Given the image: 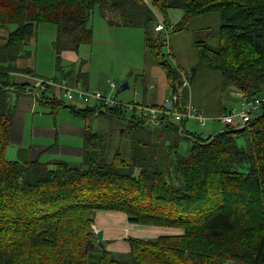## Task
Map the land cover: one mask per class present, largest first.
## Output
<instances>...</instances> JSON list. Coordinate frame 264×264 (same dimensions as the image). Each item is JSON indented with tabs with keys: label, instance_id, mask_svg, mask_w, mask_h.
<instances>
[{
	"label": "trees",
	"instance_id": "trees-1",
	"mask_svg": "<svg viewBox=\"0 0 264 264\" xmlns=\"http://www.w3.org/2000/svg\"><path fill=\"white\" fill-rule=\"evenodd\" d=\"M96 8L109 26L144 30V49L165 71L171 92L184 87L182 74L161 53L154 10L182 9L181 21L170 26L176 32L192 18L217 13V44L196 42L198 63L189 79L210 69L221 75L224 89L244 98L264 95V0H0V264H264L263 109L242 128L194 140L183 136L182 124H145L118 107L99 114L125 122L120 135H130L128 160L116 148L109 157L107 141L101 143L106 136L88 124L79 163L6 158L15 111L10 96H27L13 74L32 72L16 61L36 25L56 26L52 46L59 62L63 51L91 41L88 21ZM181 91L180 104L188 99L185 87ZM37 97L46 99L42 92ZM67 107L85 120L95 111ZM183 139L190 142L186 156L176 150ZM99 211L181 232L127 237L129 250L116 257L91 231Z\"/></svg>",
	"mask_w": 264,
	"mask_h": 264
},
{
	"label": "rangeland",
	"instance_id": "rangeland-1",
	"mask_svg": "<svg viewBox=\"0 0 264 264\" xmlns=\"http://www.w3.org/2000/svg\"><path fill=\"white\" fill-rule=\"evenodd\" d=\"M154 14L157 22L160 24L167 23V26L159 34L163 44L160 49L161 53L173 67L180 70L181 80L183 78L188 80V85L183 83L189 99L187 101L206 117V123L203 127L195 119L177 122L184 127L186 133L183 136L190 135L194 140L206 139L225 130V125L213 117L218 118L222 108H226V110L228 108H239L238 98L233 97V94L237 91L231 88L224 89L221 75L210 69H200L192 79H189L191 69L195 68L198 63L196 42L203 41L212 48L217 44L218 14L207 13L192 18L188 21L186 28L179 32L172 31L170 26L173 27L181 21L182 9L169 8L165 12L157 9L154 10ZM111 17L116 19L115 14H111ZM88 26L92 29L91 41L82 43L77 52H74V56L78 60L75 65L70 67L62 58L57 62L52 46V42L56 37V26L47 22L36 25L33 37L24 46L25 56L20 59L18 65L31 68L34 78L39 82L59 81L64 75L67 74L68 76L70 72L71 76L68 81L71 82L72 80L74 82V76L80 74L79 72H84L87 75V87L90 92L109 93L108 81H111L116 85L113 93L120 103L143 102V104H149L148 106L151 107H161V105H153L157 96V93H155L156 82L161 79L152 76L151 71H153V67H159L161 71L162 69L153 62L151 55L144 49V30L142 28L109 26L97 8L91 14ZM14 28L15 26H10L9 30ZM29 52H32L30 56ZM260 67L262 65L258 68ZM124 83L128 84V88L121 87ZM80 84L83 88L82 83ZM184 87L172 92L180 99V103L183 99L181 89ZM33 97L35 96L33 95ZM170 97L166 99V106ZM61 101L64 104L71 105L64 96L61 97ZM10 103L13 104L12 96H10ZM106 115L107 113L100 115L93 111L92 115L87 118V123L92 131L106 136L101 143L107 141L110 148L109 157L116 148L121 156L128 160L131 149L130 135L128 133L120 135V130L125 127V122L104 117ZM156 132L157 128L151 130L152 135H155ZM237 142L243 146L245 145L243 137H240ZM189 144V140H181L176 149L177 153L186 156ZM97 213L94 215V223L90 226L91 231L98 241L104 244V248L116 257L120 253L129 250L128 242L124 241L127 237L148 239L161 235H173L175 234L173 232H178V229L171 227L128 222L127 216L123 213L108 216L107 219L110 220L108 224L110 225H107V228H101L97 220Z\"/></svg>",
	"mask_w": 264,
	"mask_h": 264
},
{
	"label": "crops",
	"instance_id": "crops-1",
	"mask_svg": "<svg viewBox=\"0 0 264 264\" xmlns=\"http://www.w3.org/2000/svg\"><path fill=\"white\" fill-rule=\"evenodd\" d=\"M31 53L32 52H29V56ZM61 58L67 62L70 67L78 63L77 58L74 56V51H63L61 53ZM20 59L21 58L16 61L18 67H22L20 64L18 65ZM79 73L80 74L74 76V82L71 80L72 83L68 81L71 76L70 72L68 76L67 74L64 75L61 80L49 81L48 84L44 86L41 85L42 82L34 78L32 72L30 74H13L16 84L26 85L24 93H26L27 96L22 95L20 97H15L14 93L11 94L15 111L10 131V142L6 148L5 154L8 160L12 161L18 158H27L29 160H40L41 162L48 163L60 160L69 163H79L81 161L83 156L84 131L88 123L87 120L72 115L67 106H72L76 110H84L89 107L76 96H74L71 101L68 100L71 105L64 104L61 101V97L64 96V93L59 86V84L64 81L73 89L89 90L87 87L88 80L86 73ZM151 75L161 79L156 82L157 86L155 88V93H157V96L156 102L153 104L158 106L166 102V99L171 95V91L167 85L166 74L163 69L161 71L159 67H153ZM80 83H82L83 88H81ZM109 91L113 93L114 89H109ZM40 92H42V96H45L44 98L46 99L40 100L37 97L40 95ZM33 95L36 98L33 97ZM52 96L59 99L61 103L57 101L58 103L51 105L46 102L48 101L47 98ZM183 96L185 97L184 92ZM233 97H237L239 103L243 98L238 92L234 93ZM136 104L149 105L143 104V102H137ZM213 118L216 119L217 117ZM118 213L121 212L99 211L96 215L101 228H107V225H110L108 224V221H110L107 219L108 216L117 215ZM96 229L98 230L97 227ZM180 232L181 231L178 230V232L175 231L173 233L178 234ZM125 239L124 241H126Z\"/></svg>",
	"mask_w": 264,
	"mask_h": 264
},
{
	"label": "built area",
	"instance_id": "built-area-1",
	"mask_svg": "<svg viewBox=\"0 0 264 264\" xmlns=\"http://www.w3.org/2000/svg\"><path fill=\"white\" fill-rule=\"evenodd\" d=\"M154 30L162 31L164 28L159 24L155 26ZM182 82L188 85V80H185V78H183ZM108 85L111 90L116 87L111 81H108ZM59 86L67 100L71 101L72 98L76 96L78 99L84 101L87 106L94 107L97 113L110 109L118 110L117 108L119 107L124 110V112L132 114L133 117L140 118L145 124L158 125L161 121L170 120L177 123L188 119H196L201 127L206 123V117L191 106L189 101L180 104L179 98L173 95L172 92L170 95L169 107H167L165 103L161 104V107H151L139 105L134 102L122 104L117 101V98L111 92H89L85 89H73L64 81L61 82ZM262 109H264V95L243 98L238 109L230 108L225 114L220 115L216 119L220 120L225 127L242 128Z\"/></svg>",
	"mask_w": 264,
	"mask_h": 264
},
{
	"label": "water",
	"instance_id": "water-1",
	"mask_svg": "<svg viewBox=\"0 0 264 264\" xmlns=\"http://www.w3.org/2000/svg\"><path fill=\"white\" fill-rule=\"evenodd\" d=\"M122 88H128V84L127 83H124L122 86H121ZM170 106V103H167V107H169ZM259 113V112H258ZM98 245L100 246V248H104L105 246H104V244L101 242V241H99L98 242Z\"/></svg>",
	"mask_w": 264,
	"mask_h": 264
}]
</instances>
